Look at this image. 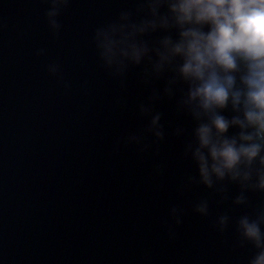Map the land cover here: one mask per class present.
Here are the masks:
<instances>
[{
  "label": "water",
  "instance_id": "1",
  "mask_svg": "<svg viewBox=\"0 0 264 264\" xmlns=\"http://www.w3.org/2000/svg\"><path fill=\"white\" fill-rule=\"evenodd\" d=\"M49 7L0 0V264H248L255 249L234 246V221L252 207L217 205L216 196L205 218L191 204L212 190H180L198 169L183 155L195 122L177 112L179 93L163 96L164 79L142 84L143 65L129 70L123 90L99 66L94 30L135 0H70L58 38ZM51 63L70 89L49 73ZM152 87L163 96L155 110L166 136L141 153L124 138L149 122L138 106ZM177 126L188 133L175 135ZM228 188L239 195L238 184ZM247 195L252 206L264 202V193ZM173 206L186 210L178 226ZM225 211L233 223L220 233L214 221Z\"/></svg>",
  "mask_w": 264,
  "mask_h": 264
},
{
  "label": "clouds",
  "instance_id": "2",
  "mask_svg": "<svg viewBox=\"0 0 264 264\" xmlns=\"http://www.w3.org/2000/svg\"><path fill=\"white\" fill-rule=\"evenodd\" d=\"M47 3V23L58 38L62 28L58 17L70 0ZM92 43L99 66L121 89L127 88L129 70L143 65L142 84L164 79L163 96L171 100L179 93L177 112L195 122L183 155L198 169V177L188 175L180 190L192 185L212 190L191 204L205 218L211 215L216 196L217 205L231 199L236 206L252 207L251 213L234 221V246L251 245L255 253L248 264H264V202L252 206L247 195L264 193V0H135L134 8L121 10L97 27ZM45 51L40 49L37 55ZM48 71L71 88L59 64H49ZM163 96L152 87L148 103L138 106L149 122L124 138L125 144H136L144 153L165 139L163 113L155 110ZM122 103L118 98L117 104ZM187 133L183 126L174 131L177 136ZM230 183L240 188L234 199L228 195ZM185 213L180 206L170 209L175 225L183 223ZM231 223L233 218L225 211L216 217L214 227L224 233ZM168 229L174 237V227Z\"/></svg>",
  "mask_w": 264,
  "mask_h": 264
}]
</instances>
